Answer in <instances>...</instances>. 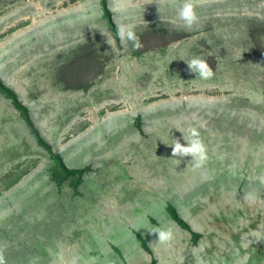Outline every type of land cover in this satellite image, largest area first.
I'll return each instance as SVG.
<instances>
[{"label": "rangeland", "instance_id": "rangeland-1", "mask_svg": "<svg viewBox=\"0 0 264 264\" xmlns=\"http://www.w3.org/2000/svg\"><path fill=\"white\" fill-rule=\"evenodd\" d=\"M185 2L106 0L116 39L99 0H0V79L66 166L89 167L59 182L0 92L6 264H264V0H192L191 27ZM194 57L214 76L189 72ZM192 127L199 167L172 156Z\"/></svg>", "mask_w": 264, "mask_h": 264}, {"label": "clouds", "instance_id": "clouds-1", "mask_svg": "<svg viewBox=\"0 0 264 264\" xmlns=\"http://www.w3.org/2000/svg\"><path fill=\"white\" fill-rule=\"evenodd\" d=\"M179 15L189 27L194 25L199 19L192 0H186V2L183 4L182 9L180 10ZM119 36L122 41L128 40L133 42V47H141V43L135 31L134 25L120 26ZM186 62L188 65V71L195 73V75H198L201 79L207 80L215 74L213 72V69L205 59L194 57L190 61ZM188 131L192 139L186 144L182 143L180 139H177L172 144V156L187 157L190 154L192 159L197 161L194 164V167H199L207 159V148L200 137L198 128L192 127ZM152 231L158 233V241L160 243H167L174 238V233L171 228H155ZM0 264H6V261L2 254H0Z\"/></svg>", "mask_w": 264, "mask_h": 264}, {"label": "trees", "instance_id": "trees-1", "mask_svg": "<svg viewBox=\"0 0 264 264\" xmlns=\"http://www.w3.org/2000/svg\"><path fill=\"white\" fill-rule=\"evenodd\" d=\"M99 4L103 13V16L107 22V25L109 29L111 30L113 36L117 39V28L115 23L113 22L109 9L106 4V0H99ZM0 92L4 94L11 102L13 107L18 110L20 113L21 117L29 127L30 131L34 134L38 144L42 146L45 151L49 154V156L55 161L57 167L59 168V171L62 172V176L59 179V182L65 180L68 176H75V184L80 183V177L82 173H84L86 170L89 169L88 166H84L82 168H69L66 166L61 159V157L58 155L56 151H54L49 143H47L39 134L38 130L36 129L35 125L33 124L29 113H27V108L25 105L17 98L16 93L14 90H12L10 87H8L6 84L2 82L0 79ZM169 214L170 217L179 225L182 229L188 231L191 236V242L192 244H195L198 237L199 233L195 232L192 230L189 225L177 214L175 209L171 206L169 207ZM143 248L147 251L150 252L146 243L144 241L141 242ZM151 264H155V259L151 258Z\"/></svg>", "mask_w": 264, "mask_h": 264}, {"label": "crops", "instance_id": "crops-1", "mask_svg": "<svg viewBox=\"0 0 264 264\" xmlns=\"http://www.w3.org/2000/svg\"><path fill=\"white\" fill-rule=\"evenodd\" d=\"M49 10V5H47V11Z\"/></svg>", "mask_w": 264, "mask_h": 264}]
</instances>
